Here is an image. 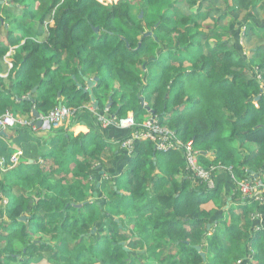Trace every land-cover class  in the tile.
I'll list each match as a JSON object with an SVG mask.
<instances>
[{
	"label": "trees",
	"instance_id": "obj_1",
	"mask_svg": "<svg viewBox=\"0 0 264 264\" xmlns=\"http://www.w3.org/2000/svg\"><path fill=\"white\" fill-rule=\"evenodd\" d=\"M2 1L22 8L27 23L51 14L54 24L44 41L27 37L20 45L0 17L9 41L0 46V59L9 45L19 48L8 85L0 78V115L9 110L25 116L32 107L46 115L57 107L58 92L62 105L80 110L91 97L101 108L110 95V114L132 112L137 123L156 115L182 142L191 141L203 166H232L235 178L226 176L227 195L222 180L208 190L189 177L182 158L185 177L177 182L166 162L180 152H157L152 142L135 141L124 172L102 180L108 145L93 130L68 133L51 171L37 164L23 171L24 181L37 176L55 185L51 194L12 197L8 223L0 225L8 231L0 229V264H30L42 256L50 264H264V230L254 226L264 207L242 200L238 191L231 194L237 180L251 174L264 179V50L257 48L246 62L215 37L205 52L198 16L169 15L164 0ZM134 3L141 17L131 13ZM154 65L161 71L152 79ZM79 71L96 74L91 92L71 77ZM6 183L0 179L5 196ZM209 202L214 207L203 208ZM25 211L27 221L21 220Z\"/></svg>",
	"mask_w": 264,
	"mask_h": 264
},
{
	"label": "crops",
	"instance_id": "obj_2",
	"mask_svg": "<svg viewBox=\"0 0 264 264\" xmlns=\"http://www.w3.org/2000/svg\"><path fill=\"white\" fill-rule=\"evenodd\" d=\"M98 1L103 4H112L117 3L119 0ZM0 4L1 23L4 24L6 29L14 31V36L19 39L20 45L24 44L27 37L39 42L46 39L48 27L54 24L51 14L47 20L42 22L32 20L27 23L23 21L22 8L8 6L2 0ZM164 6L163 10L169 15L176 14L178 17L198 16L196 30L201 32L200 44L205 52L206 48L214 43L215 37L217 40L226 42L227 47H234L246 62L252 57L253 52L257 48L264 50V0H164ZM130 11L138 17L143 15V11L136 3L130 4ZM227 29H229V32ZM0 31V46L9 44L5 30L2 28ZM24 31L28 32V34L22 37ZM220 31H226V34L222 35ZM213 34H216V36H213ZM18 49L16 44L9 45L7 53L0 59V78L3 79L4 85H8L9 78H7V75L11 71L13 56ZM169 62L170 59H167L166 63ZM180 64L186 67L187 70L191 69L190 64L186 61H182ZM159 66L161 67L160 64ZM160 67L154 65L150 69V78H159ZM71 77L76 78L78 87H82L84 91L89 93L91 92L90 88L95 83L93 78L96 77V74L94 72L82 74L79 71L77 75L72 74ZM56 100L57 106L64 100L59 92L56 94ZM113 102L114 99L107 95L102 102H99L101 108H98L97 102L91 97V100L84 106L85 110L81 109L75 117L65 120L59 127L54 129L47 130L39 127L33 130L30 127L19 125V127L14 126L0 130V179H5L9 190L7 196L0 192V198L2 197V201H0V225L3 221L8 223L5 217V209L10 204L12 197L15 196L20 200L24 193L27 195L28 192L26 191H34V194H40L39 191H43V194L51 192L50 190L55 184L54 182L51 183L50 178L34 176L33 181L27 182L24 181L22 174L27 167L33 164L41 166L45 171H51L53 156H56L65 144L68 133L72 132L76 135L93 130L94 132L92 133H94L95 137H99L108 145L106 151L102 154L105 158V165H102V169L100 168V178H103L102 180L108 181L109 178H117L124 172L127 166V156L125 150L119 146V142L124 138L126 131L113 126L101 127L95 119L97 113L101 112L99 110L104 109L106 106H112ZM36 112L35 108L32 107L29 114L25 116L17 114V116L27 120H31L29 117L32 116L34 124L40 126L41 124H37L40 121V114L37 112L38 115L36 116ZM174 157V159L172 158L169 162H166V168L175 170L174 179L180 182L185 177V173L182 170V162H180L182 157L180 154L174 155ZM209 158L212 157L209 155ZM173 166L179 167L175 168ZM31 170L34 171V168H31ZM218 180L223 181L225 195H227L229 189L226 185V181H228L226 175L221 174ZM165 184L168 188L171 186V181L168 179ZM120 190L123 191V187ZM213 207L214 204L212 203L203 208L208 210ZM29 215L28 211L23 212L21 220L27 221ZM1 228L3 234L8 233L5 225H2ZM46 259L45 256H42V259L35 258L30 264H50ZM9 264L15 263L11 262Z\"/></svg>",
	"mask_w": 264,
	"mask_h": 264
},
{
	"label": "built area",
	"instance_id": "obj_3",
	"mask_svg": "<svg viewBox=\"0 0 264 264\" xmlns=\"http://www.w3.org/2000/svg\"><path fill=\"white\" fill-rule=\"evenodd\" d=\"M80 112V109L65 105H58L46 115H39L41 121L40 126H36L34 121L26 118L18 117L11 111L6 110L0 115V130L16 125L30 127L35 130L39 127L47 130L54 129L60 126L65 120L75 117ZM96 122L101 127H117L126 131V136L121 139L119 146L125 150L127 155H131L133 144L135 141H150L154 145L157 152L178 151L181 153L185 162V170L189 177L198 180L208 190H213L221 174L234 179L230 169L232 166L225 167H205L199 160L200 153L191 143L182 142L177 138L175 132L168 127L159 124L156 115L150 114L149 118L141 123H137L132 113H127L123 117H117L109 112V108L105 107L103 111L95 116ZM227 168V169H226ZM215 172V173H214ZM232 189L238 191L242 200L252 203L257 202L259 206L264 207V179L257 175H248L241 180H237ZM256 224L255 230H264V215L256 213L254 215ZM239 262V261H238Z\"/></svg>",
	"mask_w": 264,
	"mask_h": 264
},
{
	"label": "rangeland",
	"instance_id": "obj_4",
	"mask_svg": "<svg viewBox=\"0 0 264 264\" xmlns=\"http://www.w3.org/2000/svg\"><path fill=\"white\" fill-rule=\"evenodd\" d=\"M140 74H142V73H140ZM255 104H256V102H255ZM132 113V112H131ZM93 182H91V184H92ZM51 192H53L52 190H50ZM26 192H28V193H32V192H34V191H26ZM51 192H48L49 194H51ZM232 193H234V190L231 188V194ZM226 197V196H225ZM96 198V197H95ZM227 201H229L230 200V195H228L227 197ZM212 204V202H209V203H207V204H204L203 205V207H205V206H209V205H211ZM211 234V233H210ZM138 240L141 242V244H144V243H146L147 242V239L146 238H143V237H138ZM223 240V239H222ZM224 241V240H223ZM225 244H227V242H224ZM38 259H42V258H38ZM39 261H41V260H39ZM136 264V263H135Z\"/></svg>",
	"mask_w": 264,
	"mask_h": 264
},
{
	"label": "water",
	"instance_id": "obj_5",
	"mask_svg": "<svg viewBox=\"0 0 264 264\" xmlns=\"http://www.w3.org/2000/svg\"><path fill=\"white\" fill-rule=\"evenodd\" d=\"M93 30H94V31H97V30H98V27H94ZM94 80H96V77L94 78ZM33 90H34V88L32 89V91H33ZM60 105H61V104H59V106H60ZM37 115H38V113L36 112V116H37ZM37 124L40 125V124H41V121H38ZM196 248L199 249L198 246H197Z\"/></svg>",
	"mask_w": 264,
	"mask_h": 264
},
{
	"label": "bare ground",
	"instance_id": "obj_6",
	"mask_svg": "<svg viewBox=\"0 0 264 264\" xmlns=\"http://www.w3.org/2000/svg\"><path fill=\"white\" fill-rule=\"evenodd\" d=\"M254 226H255V228H256V224H255Z\"/></svg>",
	"mask_w": 264,
	"mask_h": 264
}]
</instances>
